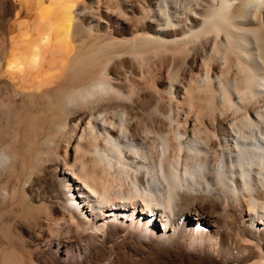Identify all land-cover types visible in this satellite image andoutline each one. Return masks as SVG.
I'll list each match as a JSON object with an SVG mask.
<instances>
[{
    "label": "bare ground",
    "instance_id": "6f19581e",
    "mask_svg": "<svg viewBox=\"0 0 264 264\" xmlns=\"http://www.w3.org/2000/svg\"><path fill=\"white\" fill-rule=\"evenodd\" d=\"M103 1L0 0V101L7 94L14 104L17 97L41 103L37 104L38 110L27 116L31 122L24 150L16 148L11 138L0 149V166L10 158L20 160L21 172L16 176L19 183L26 184L31 179L32 167L26 156L36 162L53 161L62 133L71 127L72 132H80L75 161L67 162L60 170L64 183L57 190L71 219L94 231L122 226L139 242L148 241L160 222L158 246L180 247L184 243L192 252L190 262L204 264L207 259L212 264H264V121L259 116L249 121L246 118L248 124L243 128L228 129L231 118L226 110L220 113L218 128L205 125L204 130L197 129L193 116H189L190 127L179 133L177 143L194 153V159L185 166L161 163L159 170L156 168L158 172H154L139 153L141 141L134 126L121 119L118 129L114 120L108 121L109 112L115 111L113 104L107 102V106L103 104L104 107L90 112L77 110L79 98L94 100L99 95L108 99V93L120 92L117 85L106 79V74L111 57L118 56L122 44L137 42L187 49V45L198 43L196 38H201L202 32L222 33L225 51L237 68L236 77L219 80L217 89L224 105L235 107V94L243 100L238 101L241 104L254 102L252 99L264 93V0L199 1L186 14V24L175 15H162L161 6L166 7L168 0H151V14L147 16L150 21L158 20L153 32H140L125 41L117 34L102 31L99 24L85 21L92 11H102ZM171 24L173 27H169ZM42 99L48 101L42 104ZM120 108L126 112V106ZM42 110L49 116L39 124L37 118ZM78 112L69 123L68 119ZM3 124L0 112V128ZM94 135L100 141L90 138ZM6 138L0 134V141ZM163 142L169 144L166 135ZM126 165L137 174L129 191L119 187V183L117 188L115 181ZM113 191L118 194V207L106 200ZM3 192L8 194L6 188ZM98 194L111 205L99 200ZM220 234L227 236L222 238ZM67 241L73 239L68 237ZM5 251L10 257L7 264L26 263L20 248L8 246Z\"/></svg>",
    "mask_w": 264,
    "mask_h": 264
},
{
    "label": "rangeland",
    "instance_id": "374dc122",
    "mask_svg": "<svg viewBox=\"0 0 264 264\" xmlns=\"http://www.w3.org/2000/svg\"><path fill=\"white\" fill-rule=\"evenodd\" d=\"M150 1L118 0L117 2V0H104L102 11H92L93 13H89L85 21L99 24L98 28H102V31L117 34L119 38L125 41L140 32H153L158 20L150 21L147 16L151 14ZM199 1L202 3L204 0H168V5L166 7L162 5L161 8L164 9L160 11L162 15L166 13L172 17L175 15L185 21L186 24L189 21L186 14L191 13V8L196 4H200ZM110 4L111 6H109ZM100 14L101 17H99ZM177 14L181 17H178ZM169 27H173V24ZM204 33H209L205 35L202 32V36L204 35L206 38L201 35V38L199 36L198 39L196 38L199 44L194 41L195 44L191 43L187 45V49L182 48L183 50L172 48V46L139 45L137 42L122 44L118 56L114 59L111 57V61L107 65L108 74H106V77H108L106 79L114 83V86L117 85L119 90L121 89L120 92L112 91L111 94L108 93L109 100L98 97L99 95L94 96V100H91L92 98L89 100L79 98V108L77 110L90 112L102 107L103 104L104 106H107L108 103V105L113 104L115 111L109 112L108 121L114 120L119 125V121L124 119L134 126V133L139 136L141 141L138 146L140 147L139 153L150 163L154 172H158L161 163H164V165L184 164L183 166H185L194 159V153L187 152L184 147H179L177 143L178 137L190 127L187 118L191 115L195 127L197 129L201 128L200 130H204L206 126L218 128L220 113L226 110L231 118L228 121V129L243 128L247 126L249 120L256 119L257 116L264 121V111H262L264 109H262L264 107V97L262 96L264 93L252 99L255 103L244 101L245 104H241L243 100L235 94L233 100H235L236 106L230 108L224 105L221 100V92L217 89L219 82L236 77L237 68L232 61V56L230 57L225 51L226 45L222 33H220L221 35L212 34V32ZM209 35L211 39H209ZM213 35L215 39H213ZM197 45L201 51L204 50L201 52ZM130 47H132V50ZM134 48L138 50L136 51ZM202 58H204V62ZM200 66L202 67L200 68ZM209 78L212 79V82ZM205 79L206 81L208 79V81L204 82ZM208 83L210 88L207 87ZM185 85H187L186 88ZM178 88H181V91L178 92ZM167 90H170V92H167ZM206 92L209 95H206ZM6 95H3L0 101V112L4 116V124L0 128V134L5 135L7 138L2 140L4 142L0 141V149L6 147L12 138L16 143L15 147L24 150L27 145L26 130L31 122L30 117L27 116L30 115V112L34 113L38 110L41 103L30 102L28 99L22 101L17 97L18 102L14 104L8 100ZM95 100H98L97 103H94ZM47 101V99H42V104ZM174 102L176 103L174 104ZM92 103H94V107ZM250 104H253V106H250ZM122 106L127 107L126 112L119 110ZM116 107H118V110H116ZM40 112L41 114L38 112L37 118L39 124L46 122L49 116L46 111L43 112L42 110ZM80 112L70 117L68 119L69 123L73 122ZM121 112H123L122 115L119 114ZM128 114L130 117L127 116ZM235 117L237 118L235 119ZM119 127L120 125L118 129ZM70 128L62 133V141L57 151L58 155L52 157L54 158L53 161L36 162L26 156L27 164L32 166L31 179L26 184L19 183L18 176H16L18 171L21 172L20 160L10 158L3 166H0V264H7L10 258L5 251L8 246H16L21 249L22 254L25 256V264H198L190 262L189 258L192 252L187 249L184 243H180V247L158 246L157 232L160 233L162 228L160 222L157 225V232L149 235V242L144 241V243L136 241L134 237H131L132 232L125 231L127 228L122 226H112L108 231L102 229L94 231V228H90L91 230L86 229L79 221L71 219L69 212L62 205L61 197H58L57 194L58 188L64 183L60 170L67 166V162L72 163L75 161L74 149L80 132H72V128ZM164 135L169 138L167 146L163 142ZM97 136L94 135L90 138H96L97 141H100V137ZM136 175L135 169L126 165L121 175L115 176L117 188L120 184L119 187L127 191L132 189ZM4 188H6L8 194L3 192ZM114 191L112 193L114 195H108L106 200L108 202L112 201L111 204L118 207L120 202L117 198L118 194ZM67 194H69V191ZM99 196L98 194V199L101 198ZM106 200H103L104 203L107 202ZM125 211L127 210H117L119 213ZM195 222L193 220V223ZM220 236L223 238L227 234H220ZM68 237L72 238L73 241H67ZM210 262V260L205 259L206 264H212Z\"/></svg>",
    "mask_w": 264,
    "mask_h": 264
}]
</instances>
